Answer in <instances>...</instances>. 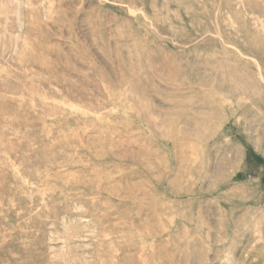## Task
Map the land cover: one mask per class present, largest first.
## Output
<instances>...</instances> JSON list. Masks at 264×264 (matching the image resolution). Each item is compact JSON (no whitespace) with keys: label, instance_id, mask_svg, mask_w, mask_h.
<instances>
[{"label":"rangeland","instance_id":"1","mask_svg":"<svg viewBox=\"0 0 264 264\" xmlns=\"http://www.w3.org/2000/svg\"><path fill=\"white\" fill-rule=\"evenodd\" d=\"M0 264H264V0H0Z\"/></svg>","mask_w":264,"mask_h":264}]
</instances>
